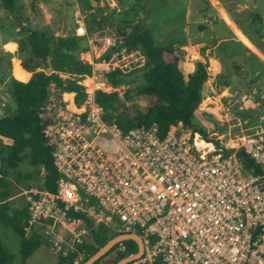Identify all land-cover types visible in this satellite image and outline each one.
Masks as SVG:
<instances>
[{
  "label": "built area",
  "instance_id": "built-area-1",
  "mask_svg": "<svg viewBox=\"0 0 264 264\" xmlns=\"http://www.w3.org/2000/svg\"><path fill=\"white\" fill-rule=\"evenodd\" d=\"M73 18L76 33L90 44L80 58L92 70L77 80L85 94L80 102L75 91L50 88L44 133L60 177L55 191H28L26 231L43 226L72 251L91 242L99 225L117 235L133 233L143 251L127 264H264V115L239 134L230 124L223 134L179 127L162 137L156 124L124 131L107 119L98 93L122 95L107 74L133 71L146 56L108 34L91 37L82 9ZM207 71L212 77L211 65ZM226 88L204 95L199 107L217 106L221 122L230 120L222 102ZM242 152L261 172L245 164ZM119 250H127L123 241Z\"/></svg>",
  "mask_w": 264,
  "mask_h": 264
},
{
  "label": "trees",
  "instance_id": "trees-1",
  "mask_svg": "<svg viewBox=\"0 0 264 264\" xmlns=\"http://www.w3.org/2000/svg\"><path fill=\"white\" fill-rule=\"evenodd\" d=\"M17 1L0 0V8L15 12ZM106 18L95 19L93 25L88 27L89 34L109 27ZM119 26L127 31L125 26ZM20 30L26 31V26ZM127 32L125 37H120L116 32L120 41L123 40L121 46L128 50L140 49L146 56V62L130 72H110L107 80L115 88L128 84L130 80L126 77L129 75L140 74L142 81L125 89L122 95L117 89L98 93L99 101L107 109V119L116 121L124 131L156 124L162 137L179 127L192 128L207 135L206 128L195 122L209 78L207 65L197 61L195 70L187 73L181 65L186 54L184 49L176 45L157 44L149 30ZM18 44L22 65L33 75L27 82L13 78L10 91L17 101L18 112L0 118V264H14L16 257L4 244V228L11 229L19 237L21 264H27L29 257L42 245L54 246L53 241L35 227L30 235L27 234L29 202L26 199L20 207L12 203L14 191L10 173L17 170L16 180L19 181L22 177L30 179L33 175L39 176L44 169L45 179L38 188L56 190L60 175L44 133L49 123L45 108L49 91L52 84L61 91H75L80 102L85 94L77 80L92 70L91 65L80 58L81 52L89 48L85 35L75 33L61 36L47 30H27V35ZM50 56L53 57L54 70L47 73ZM60 73L75 76V79L64 78ZM139 99H145L146 103L142 104ZM208 115L215 121L212 114ZM241 155L247 166L254 167L256 173L261 172L249 156L244 152ZM25 161L34 170L24 174L18 167ZM92 235V241L80 244L78 251L71 250L64 254V248H61L59 264H76V260H79L78 264H83L117 234L99 225L92 230ZM132 251H137L134 244L130 243L123 252L119 250L118 243L94 264H117Z\"/></svg>",
  "mask_w": 264,
  "mask_h": 264
},
{
  "label": "rangeland",
  "instance_id": "rangeland-1",
  "mask_svg": "<svg viewBox=\"0 0 264 264\" xmlns=\"http://www.w3.org/2000/svg\"><path fill=\"white\" fill-rule=\"evenodd\" d=\"M78 8L86 16L87 29L95 19L106 16V19L125 26L127 31L149 30L159 45H176L184 50L189 48L192 52L199 48L204 57L207 54L215 56L222 64L221 73L215 83L205 86L204 95L211 94L212 87L220 95L221 89L227 87L222 102L225 106L224 113L229 114L230 120L219 121L215 116L221 117L220 109L215 106L209 111L199 108L195 122L210 132L216 130L218 134L227 132L228 124L231 125L233 134H239L241 128L252 130L259 125L257 118L264 115V0H18L15 12L0 8V39L7 41L14 38L19 42L27 35V30H47L59 34L63 16L67 26L66 33L75 34L73 13ZM23 26H26V31L20 30ZM104 33L118 40L116 31L109 27L92 33L91 37ZM120 43L123 45V40ZM5 55L6 53H0V82L10 69ZM181 65L183 67L182 62ZM20 77L25 79L28 76L21 74ZM126 78L130 82L119 87L122 94L125 89L142 81L140 74ZM0 94L5 98L0 101L6 103L5 106L0 105V118L15 115L18 104L11 94L10 86ZM139 101L146 103L145 99ZM212 109L215 111V115L212 114L215 121L207 114L213 112ZM246 121L249 122L246 124ZM18 170L25 174L33 171L34 167L25 161ZM17 173V170L10 173L14 191L11 199L15 206L20 207L25 204L28 191L38 188L44 182L46 172L43 169L39 176L33 175L30 179L22 177L19 181L16 180ZM69 227L77 228L74 223ZM35 228L53 241L54 246L42 245L29 257L27 264H59L60 249L64 248V254L71 251L68 244L61 242L43 226ZM136 230L140 231V228L137 227ZM32 231L27 234L30 235ZM68 238L71 236L67 234V240ZM2 239L16 256L14 264H21L19 237L11 229L4 228ZM123 242L127 249L130 243L137 248L136 243L130 239Z\"/></svg>",
  "mask_w": 264,
  "mask_h": 264
},
{
  "label": "crops",
  "instance_id": "crops-1",
  "mask_svg": "<svg viewBox=\"0 0 264 264\" xmlns=\"http://www.w3.org/2000/svg\"><path fill=\"white\" fill-rule=\"evenodd\" d=\"M41 6H43V5L41 4ZM17 21L19 23L20 20H17ZM110 21L114 22L116 24V26L120 25L116 21H113V20H110ZM63 22H64V35L65 36L71 35V34L66 33L67 26H66V21H65L64 16L62 17V23ZM62 23H61V25H62ZM19 25H22V22H21V24L19 23ZM60 29H61V27H60ZM60 29H59L58 33H60ZM104 34H106V33H104ZM219 40L220 39H218V41ZM87 43L90 47L89 41H87ZM14 47H16V50L15 49L13 50ZM185 50H186L185 51L186 54H185V58L182 61V63H183V67L187 71V73H191L195 70L197 61H202L206 65H209V66L211 65V67L213 69V76L208 78V81L206 82V86H208V84L210 85L212 82L215 83L217 76L221 73V69H222L221 62L217 58H215V56H211L209 54H207V57H204L203 55H201L199 48L197 51L195 50L194 52H192L191 49H189V48H185ZM0 53H6L5 56L8 59L7 61L10 65V69H8V74L3 78L2 82H0V93L2 92V90L4 88L11 85L13 78H16L18 80L21 79V81H24V82H27L31 79L33 73L31 71L27 70L26 68H24L22 65V60L19 57V44H18L17 40H15L13 38V39H9L7 41H3L2 39H0ZM191 55L194 56V59L191 58ZM16 64H18V65H16ZM17 68H20V69L16 70ZM26 73L29 74L28 77H26L25 79L20 77L21 74H26ZM60 75L65 77L66 75H69V74L60 73ZM212 90H215V88L212 87ZM69 94L73 95L74 92H71ZM71 95H66V96H71ZM1 98H4L3 94H0V100H1ZM0 105L5 106L6 105L5 101H0ZM1 106H0V113H2L1 112ZM213 113H215L214 110H213ZM208 114H210V113H208Z\"/></svg>",
  "mask_w": 264,
  "mask_h": 264
},
{
  "label": "water",
  "instance_id": "water-1",
  "mask_svg": "<svg viewBox=\"0 0 264 264\" xmlns=\"http://www.w3.org/2000/svg\"><path fill=\"white\" fill-rule=\"evenodd\" d=\"M105 22L109 25V29L115 30L120 37H125L127 35V31H123L119 26H116V24L108 19H105ZM21 24V22L19 21ZM59 35H64V22L61 25L60 33ZM53 57L50 56L48 58V67L46 68L47 73H51L54 70L53 63H52ZM135 240L138 243V251L134 255H129L121 259L117 264H127L129 261L136 259L140 256V254L143 251V244L142 240L138 235L129 233V234H118L115 237L111 238L105 245H103L98 251H96L87 261H85L83 264H94L97 260H99L102 256H104L108 251H110L116 244L120 243L121 241L125 240Z\"/></svg>",
  "mask_w": 264,
  "mask_h": 264
},
{
  "label": "bare ground",
  "instance_id": "bare-ground-1",
  "mask_svg": "<svg viewBox=\"0 0 264 264\" xmlns=\"http://www.w3.org/2000/svg\"><path fill=\"white\" fill-rule=\"evenodd\" d=\"M190 70V69H189ZM24 76L26 77V76H29V74L28 73H26V74H24Z\"/></svg>",
  "mask_w": 264,
  "mask_h": 264
}]
</instances>
